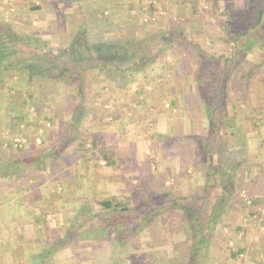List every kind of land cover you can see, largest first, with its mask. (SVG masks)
Segmentation results:
<instances>
[{"label":"trees","instance_id":"trees-1","mask_svg":"<svg viewBox=\"0 0 264 264\" xmlns=\"http://www.w3.org/2000/svg\"><path fill=\"white\" fill-rule=\"evenodd\" d=\"M41 1L44 4V0ZM49 1L70 8L82 20L76 23L74 29L68 33L71 36V41L67 44L63 43L64 45L60 49V52L74 58L75 62L61 61L60 56H58L60 61H53V59L47 58L50 55L53 56L47 51L42 54H35L32 56V61L27 63L25 57H18L20 51L14 49V40L22 39L10 26L0 24V124L6 126L9 131H14L15 135H19L24 141L26 140L20 145H16L11 139H2L0 136V180L27 178L32 176L33 172L35 174V172L43 171L46 175H50L51 178L58 179L62 183L67 181L68 185L63 191L67 192V195L45 193L39 188L31 190L28 206L31 205L33 208L30 207L28 212L31 216L42 215L43 217L52 211L57 214L59 211L56 202L63 200L66 205L62 208L68 209V206L75 208V215L70 219L63 233L58 234L57 229H52V234H47L44 240L38 239L41 252L38 247L31 249L27 246L25 249H18L19 257L25 264H34L33 260H39L38 264H57L53 256L65 249H70L71 252L78 251V253L75 252L79 254L78 264H81L84 259L80 250L89 249L92 255H96L97 261H102L100 254L103 252L105 242H107L111 251L110 258L113 259L112 257L115 256L120 259L124 252L123 247H126L131 238L138 236L139 238L142 237L143 241L137 243L138 248L136 249V246L133 247L130 244L128 253H124L126 261L123 264H207L210 258L211 260L221 258L224 264H232L237 261L245 249L236 250L232 245H229L227 240H231L233 236L229 237L225 234L223 240L226 245H220L217 251L212 249L211 240L216 231L225 232L226 228L228 229L226 233L235 235L239 228L238 226L233 227L227 216V212H232L231 210L235 208L234 206L232 208V201H229L228 205L221 203L228 194L236 190L233 185H240V189L244 190L240 175L242 163L240 165L239 162L237 163L229 156L231 150L244 155L249 152L253 144L259 143L260 146H264V106L262 108L256 106L252 99L255 80L258 78L262 80L264 87V0L258 1L256 13L248 15V17L241 15V29L237 26V29H234L233 25L230 30L231 35L223 40L233 44L237 58L236 63L248 64L246 67L233 65L229 67L230 69H223L216 85L217 99L214 104L209 105L211 98L204 92L203 80L206 78V72L203 71V66L207 62L206 57L203 58V55L198 53L200 57L202 55L201 65H195L192 70L190 68L191 72L188 73L191 77L190 88L196 86L200 90L201 97L199 98L204 101L205 110L210 107V113H208L206 137L201 138L194 131L187 133L188 142L185 143V150L192 154L194 166L206 167L210 162V152L212 151L210 144L212 139L216 138L218 142L214 150L219 154V157L212 177L215 185H221V195L217 196L207 214L200 210L201 207L198 204L197 208L193 205L189 207V205L179 204V198H173L169 201L172 204H165V206L170 207L169 216H165L168 218L166 220L163 218L160 220L158 216L162 207L157 203L160 195L156 198L150 197L149 201H140L141 199L135 198L133 193L132 196H115L104 191L95 192L90 185H87V188L81 185L85 173H79L78 167L82 161L89 165L93 164L92 176H94L99 172L97 170L101 168L102 161L105 164L104 168L117 170L122 168L123 164H128L133 160V157L117 156V145L106 143V136L98 129H84L83 121L92 109L90 107L91 100L88 97V87L90 88L93 84L88 80L89 74H99V78H105L108 83L118 82L120 94H122L121 89L125 88L126 83L141 70L149 68L148 72L152 70L150 73H154L152 76L157 75L154 71L158 68H163L166 72L168 69L167 61L165 58L163 61H158L156 55L173 53L167 49L173 48L177 40L171 38L170 35L165 37L162 34L158 41L161 44L160 48L154 53H150L151 50H149L154 49L151 44L153 38L150 37L143 40L144 45H146L145 48H142L141 40H139L141 46L139 47V43L136 41L137 34L135 36L130 34L125 42L111 43L107 40L108 37L104 35L105 33L98 28L102 26L106 29L110 28L106 9L109 6L120 5L121 0ZM42 7L37 5L33 9L38 10ZM229 13L230 15H227L229 20L236 18L233 11ZM244 19H246L245 22ZM149 34L151 35V33ZM91 35L97 37V41L93 40ZM252 52L258 56V61L250 59L249 55ZM228 59L227 57L225 61ZM183 63L186 62L183 60ZM14 68L18 69L14 70ZM50 68H54L53 75L49 72ZM238 70L241 73L237 80L231 81L230 85L224 83L225 81L222 79L225 76L233 75ZM105 87L107 86L102 87L104 91ZM3 93L9 100L7 104L3 101ZM144 93L143 90L138 91L139 95ZM150 93L151 91L147 94ZM262 94L260 98L264 100V89ZM228 102H232L233 105L236 104L235 113L231 114L227 107ZM171 104L174 106L175 102ZM138 105L141 106V104ZM28 110H32V112L27 113ZM59 112H63L62 119L66 123L65 129L60 133L52 128H45V135L48 137L45 138L43 135L39 143L36 142L35 135L34 137L29 136L26 129L22 131L20 129L22 124H26V127L30 128L36 118L41 119L39 125L44 121L52 122ZM257 114L262 117L257 119ZM115 115L117 116L116 113L114 117ZM240 116L242 119H246L247 123L252 122L250 124L253 127L252 131L251 129L244 131L242 128L241 131L233 129L235 124H232V120L241 118ZM241 132H254L255 134L252 133L251 136L253 137L250 136L249 138V133L242 134ZM230 135L233 136V142H229L228 137ZM179 137L180 135H176L175 138L180 139ZM175 138H169L166 142L167 145H175L174 143L177 141ZM4 142L6 145H3ZM2 152H8V154H1ZM64 157L68 158V163L64 161ZM248 170H250V177H253L252 169L248 168ZM34 176L37 177V174ZM92 176L89 178V182ZM233 178H237L236 181L233 182ZM256 180L254 179V182ZM214 184H212L214 187L205 186V199L209 198L211 190L215 188ZM246 185L248 187L251 184L247 183ZM133 190L136 189L133 188ZM237 195L239 198L240 195ZM251 195L250 203L245 201L241 203L244 215L248 217L254 216L260 205L264 206V195L256 196L254 193ZM194 202L198 203L199 199L194 198ZM13 204L17 207L16 202ZM206 204L209 203L206 201L204 205ZM95 208H98L97 211L99 212L95 211ZM0 213L2 214L1 210ZM7 219L9 220V218ZM93 220L98 222L99 227L91 223ZM5 222L4 236H8L10 239L8 244L10 249L13 247V238L9 235L10 231L12 232V226L6 225L8 222ZM143 229L145 231H142ZM160 230L172 231L176 235L175 237L183 235L185 238L183 244H179V239L177 240L172 235L170 240L174 246L172 245L169 252L165 251L168 255L165 252L163 255L159 253L162 260L154 263L150 257L155 258L156 254L157 257L159 254L147 251V248L152 246L149 244L151 240L158 237ZM189 232H193V238L186 237L191 234ZM198 232L202 233V237L198 238ZM2 239L0 238V240ZM192 239L195 240V243ZM224 246L227 247L223 248ZM205 249L208 250L205 255V262L203 260L200 262ZM103 260L102 264H109L108 261ZM113 262L111 261L110 264H119V260L118 263Z\"/></svg>","mask_w":264,"mask_h":264},{"label":"rangeland","instance_id":"rangeland-1","mask_svg":"<svg viewBox=\"0 0 264 264\" xmlns=\"http://www.w3.org/2000/svg\"><path fill=\"white\" fill-rule=\"evenodd\" d=\"M1 1L3 3L2 5L0 4V24L10 26L22 39L19 41L14 40V49L20 51L18 57H25L28 63L32 61V56L35 54H42L48 51L53 56L50 55L47 58L53 59V61L59 60L58 56H60L61 61L75 62L74 58L60 52V49L64 45L63 43L67 44L71 41V36L68 33L74 29L73 27L76 23L82 21L75 15L73 10L51 1L49 9H46L44 5L43 8L45 10H33L30 13L29 7L31 5H40L37 3L38 0H30L31 3L29 5L25 3L19 10L20 12H16L11 10L13 0ZM258 1L261 0H121L120 5L109 6L106 9V15L109 16L110 28L106 29L102 26L98 29L105 33L103 34L108 37L107 40L111 43L125 42L130 34L132 36L137 34L138 38L136 37V41L139 43V47H141L139 42L141 40L143 44L142 48H145L146 45H144L145 42L143 40L150 37L153 38L151 39V44L154 49L149 50H151L150 53H154L160 48L161 44L158 41L162 34L165 37L170 35L171 38H175L177 41L174 43L173 48L167 49V51H171L174 54L166 55L167 53H164L156 55L158 61H163L164 58L167 61L166 65L168 69L166 72H164L165 69L158 68L154 71L157 75L152 76L154 74L150 73L152 70L148 72L149 68L143 69L126 83L125 88L121 89L122 94H120L118 82L108 83V80L105 78H99V74H89L88 80L93 84L90 88L88 87V97L91 100L90 107L92 109H90L85 121H83L84 129H98L106 136V143L117 145V156H129L133 157V160L128 164H123L124 168L122 167L117 170H112L108 167L104 168L105 164L102 161L100 164L101 168L97 170L99 172L94 174V176H92L93 164L89 165L82 161L78 167L79 173H85L81 185H84L85 188H87V185H90L95 192L104 191L115 196H132L133 193L135 198L141 199L140 201H149L150 197L156 198L160 195L161 197L157 199V203L162 205L161 212L158 214L160 220L162 218L164 220L168 219L165 216H169L170 207L165 206V204H170L171 202L169 201L173 198H179V204L189 205V207L193 205L197 208L198 204L204 214L210 212V206L214 203L217 196L221 195L222 191L221 185H215L212 177L219 157V154L214 150L218 141L216 138L212 139V143L210 144L212 145L210 148L212 150L210 152V162H208L207 166L200 168L194 166V161L191 158L192 154L185 150V143L188 142L186 134L194 131L197 132V136L201 138L206 137L210 107H207L208 110H205L206 105L199 98L201 97L200 90L196 86L190 88L191 77L188 73L191 72L192 68H195V65H201L202 55L203 58L206 57L207 62L203 66V71L205 70L206 72V78L203 80L205 85L204 92L211 98L209 105L214 104L217 99L216 85L219 82L223 69L232 67L233 65L246 67L248 64L236 63L237 58L233 44L226 43L223 40L231 35L230 30L233 25L234 29H237V27L241 29V15L248 17V15L257 12L256 5L259 4ZM39 2L41 1L39 0ZM44 11L45 13H43ZM231 11L236 14V18L229 20L230 18L227 15H230L229 12ZM130 24L132 27H130ZM91 36L93 40L97 41V37ZM147 40L149 41V39ZM198 53L202 54L201 57ZM227 57L229 59L225 61ZM249 57L255 61L259 60L258 56L253 52L250 53ZM183 60L186 63H183ZM17 69L14 68V70ZM53 71L54 68H50L49 72L51 75L54 74ZM240 73V70L235 71L233 75L225 76L222 80L225 81L224 83L230 85L231 81L239 78ZM165 79H167V82H165ZM262 83V80H259V78L255 80L254 92L252 94L254 104L261 108L264 106V100L260 98L263 95L264 89ZM6 86L9 87L7 84ZM103 86H107L105 87V91L102 89ZM141 90L145 93L139 95L138 91ZM149 91L151 93L147 94ZM5 93H3L2 98L5 104H7L9 100L6 99ZM172 102H175L174 106L171 104ZM138 104H141V106ZM227 107L231 114L235 113L237 109L236 104L233 105L232 102H228ZM29 111L32 112V110H28L27 113ZM115 113L117 114V116L115 115L117 119L114 117ZM257 115V119L262 117L259 114ZM62 117L63 112H59L52 122L44 121L40 125L41 119L36 118L30 128H27L26 124H22L20 129L21 131L26 129L29 136L34 137L35 135L36 142L39 143L43 135L45 138L48 137V135H45V128H52L54 131L60 133L65 129L66 123ZM191 120L192 123H190ZM232 124H235L233 126L235 131H241V128L244 131H247V129H251L252 131L253 128L250 125L252 122L247 123L246 119H242V117L232 120ZM241 133H249L250 138L254 132ZM176 135H180V139H176ZM0 136L2 139H11L16 145H20L24 141L19 135H15L14 131H9L6 126L2 125L0 126ZM171 137L177 140L174 143L175 145H167L166 142ZM228 138L229 142L234 141L233 136L230 135ZM126 143L127 145H125ZM225 143L227 144L226 141ZM3 145H6V143L4 142ZM8 152H2L1 154L7 155ZM229 156L237 163L239 162L240 165L242 163L240 175L243 180L244 185L242 187L244 190H241L240 185L235 183L236 185H233V188L235 187L236 190H232L233 192L228 194L221 203L225 205L229 201H232V208L233 206L235 208L231 210L232 212H227V216L231 225L233 227L238 226L239 228L235 235L226 233L228 232L226 228L225 232L216 231L214 238L211 240L212 249L217 251L220 245H226L223 240L225 234L229 237L233 236L231 240H227L229 245H232L236 250L243 248L245 251L240 254L237 261L231 262L232 264H264V206L260 205L255 215L250 217L244 215V210L241 208L242 201L250 203L252 200L251 193H254L256 196L264 195V146H260L259 143L253 144L249 152L244 155L239 154L238 151L231 150ZM64 161L68 163V158L64 157ZM248 168L252 169L253 177H250V170ZM42 172H35L37 177L34 176L33 172L32 176L27 178L0 180V210L2 211L0 219H5L6 217L13 219L15 215H30L28 209L33 207L31 205L28 206V197L29 192L33 189L39 188L45 193L50 192L54 195H67V192H63L66 185H68L67 181L62 183V181L51 178L50 175ZM91 176L92 179L89 182L88 180ZM236 179L233 178V182ZM254 179H257L256 182H254ZM247 183L251 185L247 187ZM212 184L215 185V188L211 190L209 198L205 199V186L210 185L214 187ZM137 185L139 186L137 187ZM133 188L136 190H133ZM247 188L253 191L250 192ZM237 194L240 195L239 198ZM194 198L199 199V202H194ZM205 200L209 204L204 205ZM14 202L17 203V207L13 204ZM65 205L63 200H58L56 206L59 213L55 214L52 211L45 219L43 218L44 221L42 220V224L39 227L36 225L35 228L31 227V230H29L30 227L25 229L27 231L25 233L26 237L30 238V241L32 240L34 248L38 247L40 250L38 240L36 241V239L44 240L46 235L51 233L52 229H57L58 234L64 232L68 225L63 216L69 219L75 215V208L69 206L68 209L62 208ZM97 209L95 208V211ZM39 216L43 217L42 215ZM91 223L99 227L96 220H93ZM20 224L24 225V227L29 225L27 221H22ZM6 225H11V220H8V224ZM13 229L15 228L11 230ZM145 229L142 231H145ZM189 233L191 234L186 237L191 238L193 232ZM172 235L176 236L172 231L160 230L158 237L155 240H151L149 245L152 246L147 248V251L155 254L162 253L161 255L165 251L169 252L173 245L170 240ZM198 235V238L202 237V233L198 232ZM6 238L0 240V246L3 242L9 244V238ZM12 238L14 239V243L19 240L14 235ZM175 238L179 239V244H183L185 236L182 235ZM139 241H143V238H139L138 236L137 238H131L126 247H123L124 252L120 259L115 256L112 257L113 259L110 258L111 251L107 242H105L103 254H100L102 261H97L96 255L90 253L91 250L81 249L80 252L84 259L81 264H102L104 262L103 259L108 261L109 264L113 260V263H118L119 260V264H123L126 261L124 256L128 253L130 244L133 247L136 246V249L138 248L137 243ZM193 243H195V240H193ZM16 245V243L13 245L12 250L16 249ZM226 247L224 246L223 248ZM71 251L70 249H65L61 251L62 253L58 252V254H55L53 257L56 259V263L78 264V251L75 250L77 253ZM207 251L206 249L204 250L200 262H205ZM160 254L158 257L156 254L155 258L150 257V260L154 261V263L160 262L162 260ZM5 259L7 257L5 258L4 256ZM5 262L11 264L10 260H5ZM33 263L38 264L39 260H33ZM207 264L224 263L221 261V258L218 260L215 258L211 260L210 258Z\"/></svg>","mask_w":264,"mask_h":264},{"label":"crops","instance_id":"crops-1","mask_svg":"<svg viewBox=\"0 0 264 264\" xmlns=\"http://www.w3.org/2000/svg\"><path fill=\"white\" fill-rule=\"evenodd\" d=\"M41 1V0H40ZM51 1H49V0H44V4H43V2L41 1V2H39V0L37 1V3L38 4H40L41 6H44L45 5V7H46V9H49V7H51V3H50ZM2 1L0 0V4L2 5ZM27 4V5H29V3H31L30 2V0H13L12 1V9L11 10H13V11H16V12H20L19 10L23 7V5L24 4ZM42 3V4H41ZM10 4V3H9ZM8 5V4H7ZM32 6V5H31ZM29 7V12L31 13L33 10L34 11H36L37 9H33V7H35V5L34 6H32V7ZM37 6V5H36ZM76 6L78 7V5H77V3H76ZM130 7V6H129ZM14 8V9H13ZM43 8V7H42ZM38 9L39 11H41V10H45V8H43V9ZM37 10V11H38ZM16 12H15V14H16ZM43 13H45V11L43 12ZM130 27H132V25L130 24ZM133 29V28H132ZM47 216V215H46ZM46 216H44V217H42L41 218V216H39V215H37V216H31V215H28V216H19V215H15L14 217H13V219H9V220H11V225H13V224H15V225H13V226H16V227H13L12 226V228H15V229H13L12 230V232L10 231V233H9V235L10 236H15V237H18V235H19V240L18 241H15V243L17 244L16 245V249H13L12 250V248H8V244L6 243V242H3V246H0V264H8V262H5V260H10V263L11 264H25V262L19 257V254H16L17 253V251H18V249L20 250V249H25L27 246L28 247H30L31 249H34V247H33V245H34V243L33 242H31L30 241V238H28V237H26L27 235L25 234V233H27V231L25 230V229H27V227H30L29 228V230H31V227H36V225H38V227L42 224V220H43V218L45 219V217ZM61 218V217H60ZM63 219H65V222H67V225H68V223H69V221H70V219H71V217L69 218V219H66V217L65 216H63ZM1 221H6V218L4 219H0V223H1ZM22 221H27L28 223H29V225L27 226H25L24 227V225H21L20 223H22ZM44 221V220H43ZM57 221H59L58 219H57ZM2 222V224L0 225V238H6L7 236H4V234H5V224ZM8 222V220L6 221V223ZM12 222H13V224H12ZM18 226V227H17ZM18 228V229H17ZM14 233V234H13ZM29 233H30V231H29ZM2 234H3V236H2ZM2 236V237H1ZM8 238V237H7ZM6 238V239H7ZM9 241V243H10V239H8ZM14 240V239H13ZM12 240V241H13ZM38 239H36V241H37ZM11 241V242H12ZM15 243H14V241L12 242V245H15ZM38 245V244H37ZM15 251V252H14ZM4 256H5V258L7 257V259H5L4 260ZM24 262V263H23ZM27 262V261H26ZM30 263V262H29Z\"/></svg>","mask_w":264,"mask_h":264}]
</instances>
